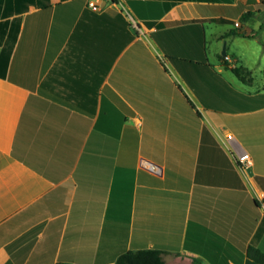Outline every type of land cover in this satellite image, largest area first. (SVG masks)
Here are the masks:
<instances>
[{"label":"crops","instance_id":"obj_1","mask_svg":"<svg viewBox=\"0 0 264 264\" xmlns=\"http://www.w3.org/2000/svg\"><path fill=\"white\" fill-rule=\"evenodd\" d=\"M87 1L0 0V264H264V0Z\"/></svg>","mask_w":264,"mask_h":264},{"label":"trees","instance_id":"obj_2","mask_svg":"<svg viewBox=\"0 0 264 264\" xmlns=\"http://www.w3.org/2000/svg\"><path fill=\"white\" fill-rule=\"evenodd\" d=\"M253 15L250 11L244 13L240 21L245 23L249 20V18ZM230 36H245L240 32L239 29H233L224 33L222 38L230 37ZM225 56H227L225 54ZM224 60V56H221ZM231 72L242 82H250V71L245 67L238 65L230 68ZM264 73V68H263ZM258 182L261 180L257 178ZM247 256L258 262L262 263L264 260V254H262L258 249L253 247L252 245L248 246ZM116 264H165L162 258V252L155 249H139V250H129L122 254H120L116 260Z\"/></svg>","mask_w":264,"mask_h":264},{"label":"rangeland","instance_id":"obj_3","mask_svg":"<svg viewBox=\"0 0 264 264\" xmlns=\"http://www.w3.org/2000/svg\"><path fill=\"white\" fill-rule=\"evenodd\" d=\"M99 5L102 7H105L107 5V2L100 0L99 1ZM226 28H230V25H226ZM216 29L215 27H211V31H210V46H211V50H215V51H221L223 48V43L226 41H217L215 40V38H213V35L215 33ZM229 49L231 50L232 48H234L237 52V54H242L243 56V60L246 64H248L250 67H252V71H253V77L255 79V81L258 84H262L264 81V76L262 73V69H263V65L262 64H258V59L259 58H263L264 57V52H261L260 50H255L254 46H256V44H254L252 41H245V40H234L232 42H229ZM257 47V46H256ZM230 50L228 51V54H230ZM240 60V59H239ZM226 77H228L232 83L234 85H240L237 80L234 78V76L230 73V72H225L224 73Z\"/></svg>","mask_w":264,"mask_h":264},{"label":"built area","instance_id":"obj_4","mask_svg":"<svg viewBox=\"0 0 264 264\" xmlns=\"http://www.w3.org/2000/svg\"><path fill=\"white\" fill-rule=\"evenodd\" d=\"M99 1L100 0H88L87 1V6L89 8H91V9L98 10L100 8ZM235 26L237 27V26H239V24L235 23ZM224 59L228 60V56H224ZM226 138L228 140H231L232 139V135L227 134ZM236 161H237L238 166L243 167V168H246V167H248V166H250L252 164V160H251L250 155L247 152H244V151L240 152L237 155ZM257 200H258V202L260 204V207L264 211V194L257 195Z\"/></svg>","mask_w":264,"mask_h":264},{"label":"water","instance_id":"obj_5","mask_svg":"<svg viewBox=\"0 0 264 264\" xmlns=\"http://www.w3.org/2000/svg\"><path fill=\"white\" fill-rule=\"evenodd\" d=\"M225 47H226V43L224 42L223 43V48H222V51H221V55L222 56H225V54H226ZM141 166L143 168L147 169V170H150V171L156 173V174H160V172H161L160 167H158L156 164H154V163H152L150 161H147L145 159L141 160Z\"/></svg>","mask_w":264,"mask_h":264}]
</instances>
